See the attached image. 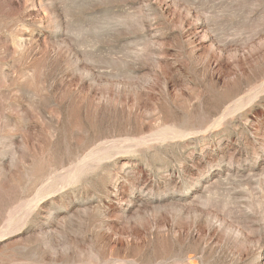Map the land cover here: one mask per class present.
Returning a JSON list of instances; mask_svg holds the SVG:
<instances>
[{
    "label": "rangeland",
    "instance_id": "rangeland-1",
    "mask_svg": "<svg viewBox=\"0 0 264 264\" xmlns=\"http://www.w3.org/2000/svg\"><path fill=\"white\" fill-rule=\"evenodd\" d=\"M0 264H264V0H0Z\"/></svg>",
    "mask_w": 264,
    "mask_h": 264
}]
</instances>
